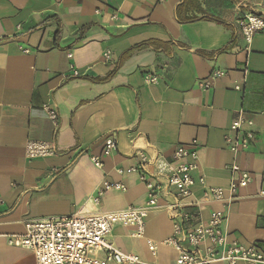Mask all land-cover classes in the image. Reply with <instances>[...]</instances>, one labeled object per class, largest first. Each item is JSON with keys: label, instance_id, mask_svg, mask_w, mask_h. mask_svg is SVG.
<instances>
[{"label": "crops", "instance_id": "0c3cea01", "mask_svg": "<svg viewBox=\"0 0 264 264\" xmlns=\"http://www.w3.org/2000/svg\"><path fill=\"white\" fill-rule=\"evenodd\" d=\"M241 11L264 18V0H0V264H36L30 249L9 242L26 221L143 206L147 187L128 171L134 153L170 158L180 144L197 151L193 174L208 185L227 187L232 163L252 173L234 198L209 201L197 187L188 202L204 224L220 211L230 240L264 249V30L247 44ZM216 67L226 74L209 79ZM147 73L158 81L145 82ZM206 78L208 90L199 87ZM45 103L58 109L57 135ZM239 114L255 132L247 150L232 153L224 134ZM108 133L118 148L100 168L91 155ZM29 139L54 140L58 152L28 159ZM104 180L125 190L110 188L94 203ZM132 231L116 225L112 243L137 254L139 264L174 263L173 248L159 244L153 254L147 244L172 234L164 207L149 214L145 238Z\"/></svg>", "mask_w": 264, "mask_h": 264}, {"label": "built area", "instance_id": "2783aa9c", "mask_svg": "<svg viewBox=\"0 0 264 264\" xmlns=\"http://www.w3.org/2000/svg\"><path fill=\"white\" fill-rule=\"evenodd\" d=\"M237 25L246 43L250 44L254 36L264 30V18L253 11H241ZM24 51L29 52V49ZM103 57L110 59V51H105ZM73 72L78 75L77 70ZM226 72L225 69L216 67L208 78H218ZM209 79H203L199 87L210 89L212 85ZM144 80L155 83L158 76L147 73ZM234 88L241 90L242 85L236 83ZM43 110L57 135L60 127L57 107L45 103ZM254 132V121L239 114L224 134V142L232 153L243 152L250 147ZM102 140L100 153L91 155L93 163L100 168L104 166L105 157L118 148L115 133L106 134ZM57 152L54 140L29 139L25 145V156L28 159L51 157ZM134 157L136 163L128 171L136 173L147 187V198L143 206H129L112 211H87L26 221L24 232L10 236L9 242L30 249L34 253L36 264H139L142 260L137 254L123 252L112 243V231L116 225L123 224L132 228L134 237L145 238L149 214L154 209L164 207L172 220V234L160 243L147 239L148 248L153 254L159 244H164L176 252L173 264H214L218 261L227 264H238L242 261L264 264L262 247L229 239L223 229L225 217L222 212L213 211L209 221L204 224L200 219L198 205L188 202L197 187L202 188L203 196L209 201L224 200L227 196L234 198L251 183L250 171L232 163L230 169L233 176L230 183L227 187H220L208 185L204 175L197 178L194 176L198 166V153L187 145H178L170 158L161 153L150 157L146 151H136ZM150 167L153 168L152 171L149 170ZM116 170L120 174L126 171L123 168ZM110 188L125 190V185L104 180L95 190L94 203H99ZM166 196L171 197L172 202L163 206L160 200Z\"/></svg>", "mask_w": 264, "mask_h": 264}, {"label": "trees", "instance_id": "16d2710c", "mask_svg": "<svg viewBox=\"0 0 264 264\" xmlns=\"http://www.w3.org/2000/svg\"><path fill=\"white\" fill-rule=\"evenodd\" d=\"M236 1H238V0H236ZM178 17H179L180 20H184V21L196 20V18H187V19H183V18H181V16H179V15H178ZM205 18H211V19L217 20V21H219V22H223L222 20H220V19H218V18H215V17H211V16H209V17L206 16Z\"/></svg>", "mask_w": 264, "mask_h": 264}]
</instances>
